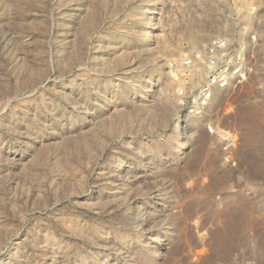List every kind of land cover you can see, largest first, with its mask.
Masks as SVG:
<instances>
[{
	"label": "rangeland",
	"instance_id": "1",
	"mask_svg": "<svg viewBox=\"0 0 264 264\" xmlns=\"http://www.w3.org/2000/svg\"><path fill=\"white\" fill-rule=\"evenodd\" d=\"M253 7L0 0V264H264ZM239 34L244 79L176 128L175 64Z\"/></svg>",
	"mask_w": 264,
	"mask_h": 264
},
{
	"label": "built area",
	"instance_id": "2",
	"mask_svg": "<svg viewBox=\"0 0 264 264\" xmlns=\"http://www.w3.org/2000/svg\"><path fill=\"white\" fill-rule=\"evenodd\" d=\"M223 1L250 4L249 14L256 10L253 5L257 0ZM242 36L239 34L237 39L227 35L213 37L203 45L202 50L183 57L175 64L173 71L181 83L175 93L178 107L174 123L176 128L181 126L182 121L201 117L217 91L225 90L244 79L247 47L240 41Z\"/></svg>",
	"mask_w": 264,
	"mask_h": 264
},
{
	"label": "bare ground",
	"instance_id": "3",
	"mask_svg": "<svg viewBox=\"0 0 264 264\" xmlns=\"http://www.w3.org/2000/svg\"><path fill=\"white\" fill-rule=\"evenodd\" d=\"M146 13L149 14L150 12L147 10ZM151 36L153 37V36H155V34H152ZM180 127H181V126H180ZM180 127H179V128H180ZM174 128H175V127H174ZM175 129H176V128H175ZM179 130H180V129H179Z\"/></svg>",
	"mask_w": 264,
	"mask_h": 264
}]
</instances>
